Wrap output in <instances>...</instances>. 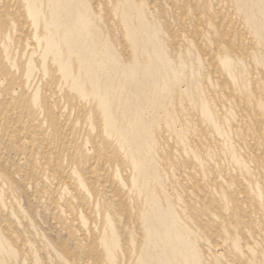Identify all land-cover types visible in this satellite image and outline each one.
I'll return each mask as SVG.
<instances>
[{
	"label": "bare ground",
	"instance_id": "6f19581e",
	"mask_svg": "<svg viewBox=\"0 0 264 264\" xmlns=\"http://www.w3.org/2000/svg\"><path fill=\"white\" fill-rule=\"evenodd\" d=\"M0 264H264V0H0Z\"/></svg>",
	"mask_w": 264,
	"mask_h": 264
}]
</instances>
